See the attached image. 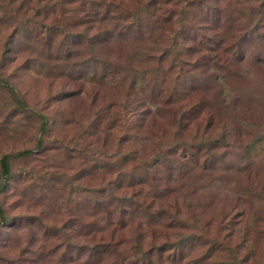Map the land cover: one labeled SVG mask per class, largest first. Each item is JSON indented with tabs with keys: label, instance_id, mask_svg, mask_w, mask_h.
<instances>
[{
	"label": "rangeland",
	"instance_id": "rangeland-1",
	"mask_svg": "<svg viewBox=\"0 0 264 264\" xmlns=\"http://www.w3.org/2000/svg\"><path fill=\"white\" fill-rule=\"evenodd\" d=\"M2 1L0 81L7 82H0V157H10L11 172L0 194L7 219L0 224V264H82L97 261L98 250L99 264H264V18L242 42L245 59L233 67L238 77L218 83L223 90L211 112L214 126L209 134L201 137V119L177 133L162 114L151 122L150 117L135 118L128 131L113 129L118 133L108 141L110 130L91 120V99L63 100V87H69L63 83L68 79L65 72H49L37 60L41 46L28 35L30 43L13 35L19 30ZM236 1L264 0H220L228 9ZM218 2L207 0V6L195 7L199 16H191L192 26L218 25L210 14H203ZM229 14L234 25L249 24L247 16ZM223 17L221 13L219 21ZM86 72L82 78L88 83L94 75ZM6 83L15 86L27 109L14 110L17 95ZM139 83L138 97L148 96L151 81ZM90 84L104 97L114 94L110 83ZM95 105L100 106L99 99ZM30 109L47 118L48 126L39 127L40 119L29 114ZM120 132H137L148 137L150 145L154 142V165L129 172L132 165L150 159L131 156L144 141L121 144ZM41 137L44 149L15 156L33 148ZM96 150L103 154L91 155ZM116 152L118 156H111ZM139 177L143 185L130 187ZM133 189L143 197L129 200ZM112 195L124 197L132 209L123 214L128 222L125 235L111 237L100 224L107 209L113 216L119 211ZM103 201L108 204L100 205ZM94 228L103 230V240L116 242L117 249L112 251L110 245L105 251L99 235L93 236Z\"/></svg>",
	"mask_w": 264,
	"mask_h": 264
},
{
	"label": "trees",
	"instance_id": "trees-1",
	"mask_svg": "<svg viewBox=\"0 0 264 264\" xmlns=\"http://www.w3.org/2000/svg\"><path fill=\"white\" fill-rule=\"evenodd\" d=\"M206 1L3 0L2 3L9 7L11 18L15 20L16 28L19 30L14 31L13 35L20 34V38L25 37L28 43L32 39L41 46L37 52L40 53L37 60L48 67L49 72L58 68L65 72L62 74L68 79L63 83L65 86L69 84V87H63L64 91L61 92L63 100H72L78 96L91 99L90 110L95 109L90 113L91 120L94 118L96 124H104L105 129L107 127L110 130L109 141L118 133H114L113 129L119 127L120 131H128L130 125H134L135 118L139 117L142 120L150 117L151 122V119L154 118L155 121V117L162 114L170 118L169 123L177 128V133L194 124L198 125L199 119L202 121L201 137L211 132L214 126L211 112L215 110V101L223 90L218 83L229 77H238L234 73V64H239L245 59L246 51L243 50L242 42L246 39V34L255 31L258 28L256 24L264 18V1L261 3L236 1L235 7L228 9L222 8L218 0V3L211 8L208 7L203 14H210L219 24L215 27L201 23L192 26L191 16H199L195 7L203 4L207 6ZM20 11L25 13V16L19 18ZM229 12L239 13L240 18L247 16L249 24L234 25L233 15ZM221 13L224 16L221 20L224 24H220L219 21ZM251 19L256 21L252 24ZM236 30L243 32L238 34L235 33ZM9 42L8 36L3 44L5 46L1 55L3 61ZM185 42H190V47L184 46ZM86 70H90L94 75L93 80L88 83L82 78L86 75ZM146 80L151 81L148 95L151 97L140 98L137 86L140 81ZM0 82L3 84L7 80ZM95 82L103 85L112 84L113 96L107 98L98 93L90 84ZM6 86L11 93L17 95L13 104L14 110L26 107L15 86L7 83ZM98 99L100 106L95 108ZM29 114L40 119L39 127L49 124L47 118L37 110L30 109ZM200 133L197 130L195 137ZM119 135L117 140L121 144L144 141L142 144L144 146L131 150L130 155L150 159L149 162H141L140 166L138 163L132 165L128 169L129 172L154 165L156 149L153 141V145H150L148 137L137 132L133 136L122 132ZM97 138L99 141L100 137ZM44 145L45 139L41 137L36 140L33 148L23 149L15 156H29L39 149H44ZM102 154V150H96L91 155L99 157ZM127 155H122L123 161L127 159L125 157ZM111 156H118V153ZM9 158L7 155L0 157V194L10 177ZM130 183L132 188L141 186L142 177ZM129 197V200L136 201L143 196L133 189L131 193L129 192ZM114 198L119 202V211L113 216L112 211L107 209L100 222L111 237L125 235L124 228L128 222L123 214L131 213L132 210L130 204H124V197ZM140 202H137V208L142 206L143 201ZM107 204L108 202L103 201L100 205ZM6 221L4 210L0 206V224ZM101 231L103 230L94 228L93 236L99 235V242L102 241L101 244L106 245L104 249L109 250L111 245V250H116L117 243L103 240ZM84 247L82 245L80 249ZM96 247L98 243L93 248L95 252ZM98 252L97 261L86 260L82 264H99L101 255L99 250Z\"/></svg>",
	"mask_w": 264,
	"mask_h": 264
}]
</instances>
